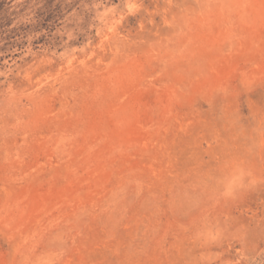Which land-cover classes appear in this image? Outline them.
Masks as SVG:
<instances>
[{"label": "rangeland", "instance_id": "rangeland-1", "mask_svg": "<svg viewBox=\"0 0 264 264\" xmlns=\"http://www.w3.org/2000/svg\"><path fill=\"white\" fill-rule=\"evenodd\" d=\"M0 264H264V0H0Z\"/></svg>", "mask_w": 264, "mask_h": 264}]
</instances>
